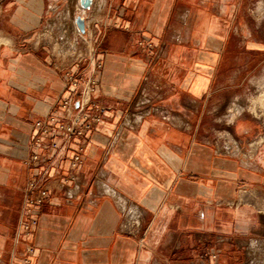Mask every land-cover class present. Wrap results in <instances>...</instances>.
<instances>
[{
	"label": "crops",
	"instance_id": "crops-1",
	"mask_svg": "<svg viewBox=\"0 0 264 264\" xmlns=\"http://www.w3.org/2000/svg\"><path fill=\"white\" fill-rule=\"evenodd\" d=\"M75 4L0 0V264L240 260L264 238V123L246 111L264 73V16L255 31L246 0H94L87 14ZM93 73L84 113L101 121L58 133L50 162L28 164L68 75L83 91ZM44 171L49 195L23 234L28 183Z\"/></svg>",
	"mask_w": 264,
	"mask_h": 264
},
{
	"label": "built area",
	"instance_id": "built-area-1",
	"mask_svg": "<svg viewBox=\"0 0 264 264\" xmlns=\"http://www.w3.org/2000/svg\"><path fill=\"white\" fill-rule=\"evenodd\" d=\"M67 83L72 86V89L70 95L62 101L61 108L52 109L47 119L36 122V127L40 129L41 136L35 140V152L26 161L28 164L44 165L50 162L51 153L61 146L56 139L58 133L62 132L68 139L74 135H83L86 130L91 129L102 119V115H96L90 118L87 113H84L86 107L91 103V95L97 89L96 75L93 73L87 79L83 91H79L80 83L75 75H68ZM78 100L80 101V105L76 107L75 103ZM46 136L49 137L47 141L44 139ZM40 150H44L45 153H40ZM81 161V155L76 154L73 158L72 165L76 166ZM47 179V171H44L37 177L31 178L28 183L24 217L21 221L20 231L23 234H30L33 227L37 224L36 214L38 206L44 203L49 195ZM65 182H71L75 185V188L78 182V175L71 173L65 179Z\"/></svg>",
	"mask_w": 264,
	"mask_h": 264
},
{
	"label": "rangeland",
	"instance_id": "rangeland-1",
	"mask_svg": "<svg viewBox=\"0 0 264 264\" xmlns=\"http://www.w3.org/2000/svg\"><path fill=\"white\" fill-rule=\"evenodd\" d=\"M246 4H247L246 5V16L248 17V20H250V24L248 25L250 28H252V30L254 29L255 31H257V20L261 16H264V0H246ZM75 6H77L76 10L74 9L75 11L78 12L79 10H81L82 12H85L86 14L88 13L86 10H83L81 8L78 0H76ZM72 9H70V11H72L70 16H71V19H74L77 12L73 13ZM67 12H68V9L65 10L66 14ZM58 15L60 14L58 13ZM61 15H63V13ZM262 21H263L262 27L264 30V20ZM258 74L260 75L261 73L256 72V76ZM254 82L258 85V87L252 86L250 90L246 91L247 98L250 102V105L248 106V110L246 111H248L247 113H249L250 116H253L254 119L257 120V122L260 125V122L264 123V87H263L264 86V73L262 74L261 77L254 79ZM260 145H261V150H262L264 147V138L261 136L257 137V146H260ZM261 156H262V153L258 152L257 162L259 163V165H264L263 164L264 161L260 160ZM254 242H256L260 247V250L256 254L252 251V248H251V245ZM219 249L220 247H218L217 250ZM216 254L219 255L221 253L218 252ZM239 257H240V260L229 263V264H264V238H261L259 240H257V238L247 240L246 244L241 249Z\"/></svg>",
	"mask_w": 264,
	"mask_h": 264
},
{
	"label": "water",
	"instance_id": "water-1",
	"mask_svg": "<svg viewBox=\"0 0 264 264\" xmlns=\"http://www.w3.org/2000/svg\"><path fill=\"white\" fill-rule=\"evenodd\" d=\"M79 2L81 8L86 11H90L94 5V0H79ZM75 24L79 33L85 34L87 32L86 16L83 13H78L75 16ZM75 105L79 107L80 101H76Z\"/></svg>",
	"mask_w": 264,
	"mask_h": 264
},
{
	"label": "bare ground",
	"instance_id": "bare-ground-1",
	"mask_svg": "<svg viewBox=\"0 0 264 264\" xmlns=\"http://www.w3.org/2000/svg\"><path fill=\"white\" fill-rule=\"evenodd\" d=\"M98 4H99V3H98ZM263 87H264V86H263ZM251 248H252V251H253L255 254L260 250L259 245H256V244L251 245Z\"/></svg>",
	"mask_w": 264,
	"mask_h": 264
}]
</instances>
